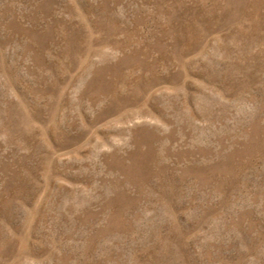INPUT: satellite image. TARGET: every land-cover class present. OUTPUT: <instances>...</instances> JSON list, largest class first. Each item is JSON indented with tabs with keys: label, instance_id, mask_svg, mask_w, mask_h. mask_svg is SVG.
<instances>
[{
	"label": "rangeland",
	"instance_id": "obj_1",
	"mask_svg": "<svg viewBox=\"0 0 264 264\" xmlns=\"http://www.w3.org/2000/svg\"><path fill=\"white\" fill-rule=\"evenodd\" d=\"M0 264H264V0H0Z\"/></svg>",
	"mask_w": 264,
	"mask_h": 264
}]
</instances>
